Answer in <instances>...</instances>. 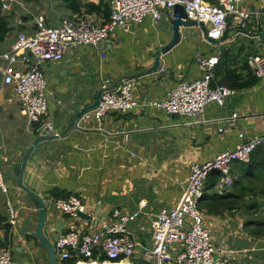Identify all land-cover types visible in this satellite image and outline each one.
I'll return each mask as SVG.
<instances>
[{
	"label": "crops",
	"instance_id": "crops-1",
	"mask_svg": "<svg viewBox=\"0 0 264 264\" xmlns=\"http://www.w3.org/2000/svg\"><path fill=\"white\" fill-rule=\"evenodd\" d=\"M23 1L12 5L11 10H4L13 29L0 41V147L2 170L9 185L8 193L0 190V210L7 214L10 199L17 206L28 205L31 211L21 214L17 227L12 229L13 242L0 251L8 248L13 264H50L49 252L36 236V206L18 186L16 175L17 163L40 134L36 132V123H32L24 112L14 86L3 81L6 61L2 55L11 50L19 31L30 32L35 27L39 15H43L48 23H56L79 13L68 6V0H59L64 11L59 15L51 13L49 17L28 7L29 1L25 0L27 4ZM81 1L99 3L101 0ZM260 6V0H246L241 4L242 9ZM81 13H88L85 7ZM89 14H98V21L105 20L102 13ZM18 19L22 20L21 24ZM261 19L264 22V15ZM255 20L252 16L247 26L241 28L239 18L229 17L230 36L218 45L208 41L199 27L182 28L185 37L162 56V63L172 71L160 70L133 78L138 101L163 99L180 80L200 77L202 69L196 60L199 54L219 51L223 47L250 46L245 36L254 30ZM172 34L171 17L165 11L156 23L149 18L137 26L110 32L103 45L107 52L104 59L100 58L99 48L86 46L71 47L62 60L45 62L43 71L48 80L49 117L57 119L55 124L59 132L69 125L73 113L94 102L106 79L113 83L122 76L151 67L155 61L153 53L169 42ZM250 38L259 40L261 50L259 47L257 52L262 53L264 41L258 35ZM234 113L238 115L233 117ZM241 131L247 137L264 133V77L251 87L237 90L225 106L214 102L208 104L205 113L199 117L178 118L152 106L139 105L124 114L109 113L102 122V129L93 122L85 123L84 127L76 125L65 137L36 146L28 161L24 181L44 196L49 212L44 232L55 242L61 233L57 226L59 221L63 222L62 232L71 228L87 229L90 222L85 217L75 223L69 221L67 215L53 204L50 189L76 193L99 211L106 212L113 207L135 210L144 204L147 211L156 212L179 202L191 164L212 160L219 152L234 149L240 141ZM211 217L217 225L216 236L220 241L223 229L230 230L234 238L245 234V226L243 229L238 226L240 229L233 231L232 221L239 220L235 214L227 212ZM136 227L147 242L151 236L148 221L141 218ZM4 239L5 231L0 230V240ZM247 239L250 240L248 236ZM223 240L227 242L228 238ZM220 241L218 245L222 246ZM223 246L231 248L228 243ZM248 246L238 250H247ZM234 262L239 264L238 260ZM58 264H64L63 260L58 259Z\"/></svg>",
	"mask_w": 264,
	"mask_h": 264
},
{
	"label": "built area",
	"instance_id": "built-area-1",
	"mask_svg": "<svg viewBox=\"0 0 264 264\" xmlns=\"http://www.w3.org/2000/svg\"><path fill=\"white\" fill-rule=\"evenodd\" d=\"M23 0H1L3 9ZM111 14L106 22L98 21V14L79 13L56 23H48L43 15L36 18L30 31H19L11 50L2 57L6 61L3 81L11 84L21 101L24 112L32 123H40V134H59L53 118L49 117L47 97L48 80L42 63L62 60L71 47L95 46L100 58L107 56L103 45L110 32L118 28L137 26L147 19L156 23L165 11L171 12L176 4H183L188 20L203 22L208 35L221 38L231 16L239 18L240 27L245 28L252 16L256 17L254 31L264 32V0L258 9H242L246 0H110ZM21 24L22 20L18 19ZM261 28V29H259ZM201 30V29H200ZM202 31V30H201ZM185 37L182 32V39ZM220 50L199 54L196 60L202 69L200 77L180 80L163 99L140 102L135 96V79L122 80L113 90L101 94L96 107L85 111L77 120L78 127L93 122L102 129V122L109 113L124 114L139 105L152 106L165 113H178L183 117L202 116L210 103L225 106L236 89L226 85L213 84L214 71L220 61ZM248 64L257 77H264V54L256 53L248 58ZM106 79L103 86H109ZM238 114L234 113L233 117ZM222 130V128H220ZM240 141L232 150L219 152L212 160L193 163L179 202L164 206L156 212H149L144 204L135 210L113 207L99 211L85 203L73 193L69 197L53 199V204L69 221L75 223L87 215L90 224L87 229L59 233L54 247L58 259L76 256L75 264H235L239 250L218 245L214 237L216 224L211 215L200 207L208 175L219 170L218 188L232 184L231 166L234 162L246 163L253 151L264 146V133L247 137L239 133ZM0 190L8 193L9 185L2 170L0 147ZM9 223L16 228L22 213H29L30 207L17 206L7 202ZM35 211V209H34ZM149 223L150 238L143 241L136 227L140 219ZM243 229L244 224H239ZM244 253H247L245 251ZM0 264H13L8 250L0 251Z\"/></svg>",
	"mask_w": 264,
	"mask_h": 264
},
{
	"label": "trees",
	"instance_id": "trees-1",
	"mask_svg": "<svg viewBox=\"0 0 264 264\" xmlns=\"http://www.w3.org/2000/svg\"><path fill=\"white\" fill-rule=\"evenodd\" d=\"M68 6L77 13H81L83 7H85V12L88 13H102L105 17L104 22L109 20L111 14V1L106 0H101L99 3L68 0ZM12 29L10 17L4 11L0 0V41H3ZM256 53L258 52L252 46H240L238 49L223 47L220 61L214 71L215 80L213 84L226 85L236 90L253 86L259 77L253 73L248 64V58ZM40 126V123H36L37 134H40ZM231 176L233 180L231 185L216 188L221 173L219 170L212 171L206 180L200 207L208 215L221 216L227 212L233 214L244 213L248 216L244 223L245 228L253 236L261 237L264 235V216L257 215V213L264 201V146H258L253 151L249 162H234L231 166ZM49 192L55 199L67 198L72 194L59 188L50 189ZM252 214L257 216L253 217ZM8 219V212L5 214L0 210V230L5 231V239L0 240V248L13 242V228ZM253 254L262 257V264H264V250H259L258 253L253 252ZM258 256L255 257V261L259 258ZM76 259L77 257L73 256L64 259L63 263L75 264ZM250 261L247 260L248 264H250Z\"/></svg>",
	"mask_w": 264,
	"mask_h": 264
},
{
	"label": "water",
	"instance_id": "water-1",
	"mask_svg": "<svg viewBox=\"0 0 264 264\" xmlns=\"http://www.w3.org/2000/svg\"><path fill=\"white\" fill-rule=\"evenodd\" d=\"M169 15L171 17V23L173 26L172 37L169 40V42H167L166 44L160 46L159 48H157L155 50V52L153 53V57L155 58V61L151 67H149L145 70H142L140 73L136 72V73L129 75V76H122V77L118 78L117 80H115L113 83H111L109 86H106V87L102 86L97 91V93L95 95L94 102L92 104H88V105L84 106L83 108H81V109L77 110L75 113H73L71 115L69 125L64 130L59 132V134L48 135L44 131L42 134L37 136L34 139V141L32 142L29 149L24 153L21 160L16 165L17 184L20 188H22L29 195V197L34 202V205L36 206L37 214H38V222H37L36 227H35L36 236L46 246V248L49 252V256H50V264H58V256L56 254L54 242L48 236H46V234L44 232L45 224H46V221L48 219V213H49L48 208H47V204H46L44 196H42L41 194L36 192L34 189L30 188V186H28L24 181L28 161H29L31 155L33 154V151L35 150L36 146L38 144H40L41 142L56 140V139L65 137L69 133V131H71L73 128H75L77 120L82 116V114L85 111L92 109V108L97 106V104L99 103L101 94L106 90H113L122 80L136 78L140 75H144V74H148V73H152V72L160 71V70L164 71V72L172 71L171 67L164 66V64L162 63V56L167 54L168 52H170L175 46H177L181 42V40H182V28L192 27V26L199 27L203 32V36L208 41L214 43L215 45L220 44L221 42L225 41L230 36V29H227L225 34L219 39H214L212 37H209L208 28L206 27V25L203 22H198L196 20L186 19L187 13L185 10V6L183 4H176L173 7V10L171 12H169ZM193 34H194V32L192 33V35ZM249 34L252 36L258 35V36H260L261 40L264 41V32H262L260 30H257V31L252 30L251 32H249ZM221 51H222V48L220 49V52ZM44 64L45 63H42V67L44 66ZM171 115L178 117V118L181 117L180 114H178V113H172ZM81 215L84 217H87V215L84 213H81ZM62 223H63L62 220L57 223V226L59 228V232H62Z\"/></svg>",
	"mask_w": 264,
	"mask_h": 264
},
{
	"label": "rangeland",
	"instance_id": "rangeland-1",
	"mask_svg": "<svg viewBox=\"0 0 264 264\" xmlns=\"http://www.w3.org/2000/svg\"><path fill=\"white\" fill-rule=\"evenodd\" d=\"M28 2V7H33L32 9L33 10H39L41 12H44L46 13V15L49 17L51 15V13L53 14H57L59 15L60 13H62L64 10L60 7L61 4H59V0H26ZM25 0L23 1L24 4L26 2ZM26 2V4H27ZM17 9H19L17 7ZM16 11H19V10H16ZM18 14V12H17ZM192 32V31H191ZM247 34V33H246ZM252 37L251 35L247 34L245 36V40L247 41V43L249 42V45L252 46L254 48V50L257 52H259V50L257 48L260 47V42L259 40L257 41V39H252L250 38ZM238 38V37H236ZM254 38V37H253ZM203 39V38H201ZM238 40H240V38H238ZM240 42V41H239ZM262 49H264V42H263V47ZM260 50H261V47H260ZM262 53H264V50L261 51ZM59 116L57 117L59 119L60 117V114H58ZM55 117V115H54ZM55 120V119H54ZM57 119L55 120V123ZM58 127V126H57ZM59 128V127H58ZM263 200V199H262ZM113 204H114V200H113ZM258 214H261L264 216V201L263 203L260 205L259 207V211L257 213ZM255 214H252L251 216H257ZM235 218L239 219L238 221H232V225L235 226V228H232L233 231L234 230H238L240 229L238 226L241 223H245V220L247 219V215H244V213H241V212H238L237 214H235ZM239 217V218H238ZM250 217V216H249ZM229 220V219H228ZM229 223V222H228ZM238 228V229H237ZM224 233L223 234H220V237H221V241H220V238H217L216 236V233H214V237L215 239L220 241V243L223 245H225V243H228V246H230L231 248L229 249H233V250H238V249H241L243 246H246L247 244H249L247 250H239V251H242L237 257H238V262L239 264H248L247 260H251L250 261V264H262V261H263V258L258 256L259 257L257 259V261H255V257H257L256 255L253 254V252H256L258 253L259 250H264V235H262L261 237H255L253 236L252 234H250L248 232V230L245 228L244 230V235L242 237H239V238H234L231 234H230V230H226V229H223ZM248 232V234H247ZM247 234V235H246ZM247 236L250 238L247 239ZM224 238H228V241L225 242L223 239ZM230 238V239H229ZM247 239V240H246ZM238 240H240V243H238ZM244 244V245H239V244ZM257 250V251H256ZM245 251H247V253H244ZM249 253H251V257L249 258L248 255Z\"/></svg>",
	"mask_w": 264,
	"mask_h": 264
}]
</instances>
